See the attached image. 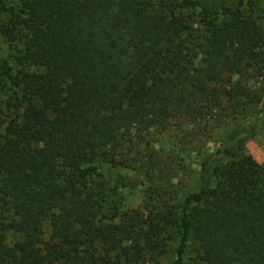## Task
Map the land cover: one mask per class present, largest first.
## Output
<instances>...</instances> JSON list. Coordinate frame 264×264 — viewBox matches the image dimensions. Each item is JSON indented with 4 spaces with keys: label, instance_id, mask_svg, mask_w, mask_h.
<instances>
[{
    "label": "trees",
    "instance_id": "obj_1",
    "mask_svg": "<svg viewBox=\"0 0 264 264\" xmlns=\"http://www.w3.org/2000/svg\"><path fill=\"white\" fill-rule=\"evenodd\" d=\"M251 8L0 0V264H140L170 232L164 264L190 242L192 264H264V163L243 144L264 98L244 120L256 92L231 80L264 73ZM135 181L154 201L130 210Z\"/></svg>",
    "mask_w": 264,
    "mask_h": 264
},
{
    "label": "rangeland",
    "instance_id": "obj_2",
    "mask_svg": "<svg viewBox=\"0 0 264 264\" xmlns=\"http://www.w3.org/2000/svg\"><path fill=\"white\" fill-rule=\"evenodd\" d=\"M196 3V9L194 11L207 12L210 16H217L216 13L220 11L221 6H234L236 0H194ZM193 12V11H190ZM251 13L258 17V22L262 27H264V0H252V8ZM218 18V17H217ZM12 49L11 46L7 45V43L0 36V62L2 60H6L8 64H12L11 61ZM261 74L262 76H260ZM232 82H239L240 85L244 86V88L248 91L251 96L252 92H256L255 96H252V102L246 105L244 110V114L246 118L244 120L250 121L253 115L258 111L261 101L264 98V73H257L255 76H245L244 79L232 77ZM224 90H228L229 87L227 83L223 82ZM236 87L237 85L234 84ZM11 91L8 89V85L4 80H0V105L3 106L4 101L7 99L8 94ZM236 94V92H234ZM245 96H243L244 98ZM259 97V98H258ZM181 123V121L179 120ZM175 124V123H173ZM174 128V126H172ZM173 129L165 131V133L160 132L146 136L144 138V142L147 143V146L142 145V151L144 152L145 147L149 148V146L158 148V146H167V134H171ZM244 148L246 152H248L253 159L258 163H264V125L262 129L257 132L252 138H248L245 140ZM147 184H138L135 181V185L132 188V193L127 202V208L130 210H137L139 207L149 204L154 201V196L151 194L150 198L147 195H144V189ZM148 194V193H146ZM171 238L166 241L165 249L161 254L155 255L146 259L140 264H164L166 263L173 254L174 250V240L172 237V232H170ZM12 239L11 234L8 233L7 241L10 242ZM193 263V243L190 242L187 246L186 253L183 258L182 264H192Z\"/></svg>",
    "mask_w": 264,
    "mask_h": 264
}]
</instances>
